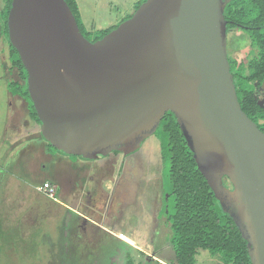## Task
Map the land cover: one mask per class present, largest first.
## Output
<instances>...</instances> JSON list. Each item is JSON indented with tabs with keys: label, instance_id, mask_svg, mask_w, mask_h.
Listing matches in <instances>:
<instances>
[{
	"label": "water",
	"instance_id": "obj_1",
	"mask_svg": "<svg viewBox=\"0 0 264 264\" xmlns=\"http://www.w3.org/2000/svg\"><path fill=\"white\" fill-rule=\"evenodd\" d=\"M232 1L145 0L93 42L65 0H12L7 36L40 137L58 156L129 157L171 113L251 264H264V133L242 111L230 69Z\"/></svg>",
	"mask_w": 264,
	"mask_h": 264
},
{
	"label": "trees",
	"instance_id": "obj_2",
	"mask_svg": "<svg viewBox=\"0 0 264 264\" xmlns=\"http://www.w3.org/2000/svg\"><path fill=\"white\" fill-rule=\"evenodd\" d=\"M65 1L74 14L82 34L93 42L117 26L89 32L82 22L76 0ZM144 1L136 2L135 8L137 9ZM3 2L0 36L5 35L8 43L9 69L16 71L21 81V83H8V91L28 102L29 116L39 127L38 118L33 113L25 86L27 74L18 54L8 42L6 19L12 0H3ZM225 19L228 33L232 30L246 33L251 48L257 52L256 56L246 62L237 61L229 56L228 60L241 109L264 133V109L257 103L259 92L264 85V0H233L225 8ZM155 136L160 141L162 165L163 210L160 217H165L170 231L167 242L174 254V261L171 263L197 264L199 252L206 251L220 264H251L239 231L224 215L207 182L198 171L171 113L165 114ZM46 148L48 152L58 156L49 145L46 144ZM71 159L78 161L74 157ZM149 262L156 263L153 260ZM126 264L140 263L128 257Z\"/></svg>",
	"mask_w": 264,
	"mask_h": 264
},
{
	"label": "rangeland",
	"instance_id": "obj_3",
	"mask_svg": "<svg viewBox=\"0 0 264 264\" xmlns=\"http://www.w3.org/2000/svg\"><path fill=\"white\" fill-rule=\"evenodd\" d=\"M140 0H79L81 11L87 20V31L90 32V20L94 23L96 29L108 28L107 26L115 23L118 25L125 17L130 16L135 11V3ZM4 2L0 0V23L1 13L3 12ZM115 25V26H116ZM227 53L230 58L235 57L240 61H248L256 56V50L251 48L250 40L246 33L232 30L227 35ZM8 43L5 35L0 38V78H6L5 65L9 70L8 61ZM11 72V71H10ZM8 78H18L17 73L8 72ZM2 83V82H0ZM1 85V90L4 87ZM264 98V85L259 92V99ZM2 105V96H0V106ZM1 109L2 108L1 106ZM0 109V264H62L65 259V250L68 240L63 238L64 216L63 211L56 206H52L43 197L35 195L30 188V183L21 179H10L3 168L6 166V155H8L7 143L9 142V133L4 132V112ZM135 165L130 169L132 175L127 176L124 181L121 194L127 190L128 194L120 195L125 198L128 208H124L125 216L129 217L134 212L141 218V230H146L145 240L148 244L153 235L155 227L154 213L156 211V198L159 196L161 180V158L160 141L153 135L147 139L140 150L134 154ZM129 168V167H128ZM42 177H39L40 179ZM9 182H12L11 184ZM112 190V186L108 184ZM20 189V190H19ZM26 191V192H25ZM30 191V192H29ZM125 196V197H124ZM85 205L89 206L85 202ZM90 207V206H89ZM83 213H89L86 206L80 209ZM145 211L146 214L143 215ZM134 213V215H135ZM106 229H110L111 221L97 222ZM163 220L159 224L162 244L166 247V256L161 257L153 254V262L160 264H170L169 260L173 257L172 249L168 246L167 236L170 234L167 225L162 227ZM66 226V225H65ZM71 229V228H70ZM124 231L130 233L129 228ZM116 234L121 233L115 230ZM126 233V232H125ZM139 232L138 234H142ZM70 234V233H68ZM137 247L148 250L145 242L136 239L126 238ZM87 245L88 240L83 239ZM161 244V243H160ZM86 249L85 246H83ZM123 249L126 250L132 258H135L133 250L122 244L108 246L100 255L101 260L97 264H126ZM87 250V249H86ZM95 256L97 249H91ZM77 256V255H76ZM75 256V257H76ZM166 258V259H165ZM197 264H220L215 258L209 256L208 252L201 251L197 256ZM136 261L146 262L147 257L140 255Z\"/></svg>",
	"mask_w": 264,
	"mask_h": 264
},
{
	"label": "crops",
	"instance_id": "obj_4",
	"mask_svg": "<svg viewBox=\"0 0 264 264\" xmlns=\"http://www.w3.org/2000/svg\"><path fill=\"white\" fill-rule=\"evenodd\" d=\"M76 3L82 22L87 30L88 24L87 20L84 18V11H81L82 9L79 0H76ZM89 23L91 26L90 31L105 30L104 28L96 29L91 20ZM115 25V23H112L107 27L110 28ZM235 57L233 56V58L237 60ZM5 71L6 78H0V82H2L0 84L4 87V91L0 89V96H2L1 106L4 109H1V106L0 109L3 110L5 115L3 120L4 132L5 134L9 133L10 137L9 142L7 143L9 153L6 155V166L3 170L10 175L11 180L21 179L28 181L33 193L43 198L45 197L36 192L35 186L45 181H50L56 184L58 187L56 201L48 200L47 198L45 199L48 200L50 205L52 204V206H56L58 209L62 210L64 214V216H62V219L64 220L63 238L68 240V244L67 249L65 250V259L62 258V264H97L101 260L100 255L106 249V246H103V244H100V246L98 245L96 255L93 257L89 256L94 253L89 251V248L85 245L86 243L83 240L85 238L80 240L81 238H79L78 234H74L73 229L76 219H80V216H82L80 212L82 206L88 207L84 203V196L87 195L86 191L89 187L87 180L89 176H92L90 174L91 165L73 159L55 156L47 151L46 143H44L40 137L39 127L29 116L28 102L8 91V83H21L20 78H8V72H12L13 74L16 71H8L6 65ZM39 177L42 178L38 179ZM9 183L11 184L12 182ZM68 213H72L73 217H66L69 215ZM125 215L124 212L116 225H108L110 227L109 230L102 226L100 227L112 233L108 235L112 237L116 247L122 244L133 250L132 255H134L135 258H132L130 254L123 249L126 261L127 258L130 257L136 263L149 264L147 262L136 261V257L138 258L140 255L155 259V257H153V248L150 245V242L148 244L147 240H145V234H129L127 231H125L126 233L122 232L123 234H116L114 232L115 230L120 231L127 228L126 222L128 217ZM126 238H134L137 241L145 242L150 248L144 250L137 247V245H134L132 242H129ZM83 246L88 249H84ZM171 253L173 254V252ZM165 256L168 258L166 254ZM166 260H169L170 264H172L171 262L174 261V254L171 259Z\"/></svg>",
	"mask_w": 264,
	"mask_h": 264
},
{
	"label": "flooded vegetation",
	"instance_id": "obj_5",
	"mask_svg": "<svg viewBox=\"0 0 264 264\" xmlns=\"http://www.w3.org/2000/svg\"><path fill=\"white\" fill-rule=\"evenodd\" d=\"M134 13V12H133ZM132 15V14H131ZM136 155H131L129 157L123 158L120 154H110L106 158L95 161V162H82L90 164L92 176H89L88 183L89 187L84 196L85 202L90 206L87 208L90 210L89 213H83L80 211L82 216L80 219H76L74 224V234H78L80 240L83 238L87 239L89 243L86 245L89 250L97 249L98 245L103 244L107 248L109 245H114V240L108 234H112L110 231L102 229L99 225V222L111 221V226L116 225L121 219L123 213L125 212L124 208H128L125 198H120L124 181L127 179V176L132 175L130 169L131 166L136 164L134 159ZM81 162V161H80ZM129 167V168H128ZM108 183L113 187L112 190L108 188ZM159 196L156 198L154 213L155 218V227L153 228V235L150 237V245L153 248V254H158L164 258L166 254V246L162 244V237L160 235L159 224L163 220L162 227L166 225L165 217H160L161 210H163V200H162V182L160 180ZM128 190L124 192L123 195L128 194ZM124 196V197H125ZM143 215L146 214L145 211H142ZM135 213V212H134ZM131 214L128 217L126 222V227L131 231L129 234H138L140 231L142 234H148L146 230H141V218L139 216ZM145 213V214H144ZM66 217H73L72 213H68ZM125 228V227H124ZM121 233L125 232L120 230ZM128 233V232H127ZM161 243V244H160ZM86 248V249H88ZM152 258H147V263ZM155 263V262H154ZM153 264V263H152ZM155 264H160L156 262Z\"/></svg>",
	"mask_w": 264,
	"mask_h": 264
},
{
	"label": "built area",
	"instance_id": "obj_6",
	"mask_svg": "<svg viewBox=\"0 0 264 264\" xmlns=\"http://www.w3.org/2000/svg\"><path fill=\"white\" fill-rule=\"evenodd\" d=\"M35 190L37 193L41 194L48 200L56 201L57 199V191L58 187L56 184L45 181L37 186H35Z\"/></svg>",
	"mask_w": 264,
	"mask_h": 264
}]
</instances>
